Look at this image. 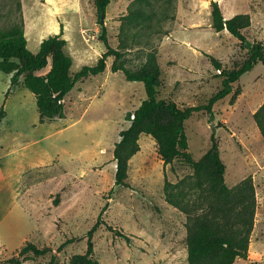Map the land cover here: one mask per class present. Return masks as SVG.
<instances>
[{
	"label": "rangeland",
	"instance_id": "rangeland-1",
	"mask_svg": "<svg viewBox=\"0 0 264 264\" xmlns=\"http://www.w3.org/2000/svg\"><path fill=\"white\" fill-rule=\"evenodd\" d=\"M81 1V15L70 12L56 18L47 13L48 5L23 0L28 49L38 54L40 37L51 35L45 25L61 20L65 51L73 60L71 74L75 75L85 66H95L107 52L102 40L105 26L108 44L122 54L119 64L133 72L157 73L158 99L173 101L181 109L205 105L222 89L223 78L210 55L229 70L238 68L249 51L232 35L213 29L211 0H111L103 25L95 6ZM221 1L226 8L229 0ZM238 2L255 17L254 29L244 32L246 38L264 43V0ZM22 22V0H0V32ZM113 62L114 57L108 58L104 73L75 85L65 98L64 118L43 123L36 97L25 87L23 77L13 84V76L0 71V112L6 115L0 125V168L6 176L0 180V264H15L10 261L15 259L20 264L76 263L85 255L88 232L103 209L105 224L92 238L94 259L99 264L113 260L131 264L129 254L135 242L131 213L157 217L166 201V180L180 185L174 194L180 191V197L191 203L196 199L199 191L194 188L193 169L182 159L165 166L156 141L146 134L140 135L139 151L128 161L129 187L115 186V146L120 132L130 126L128 114L141 106L147 93L143 83L129 82L122 72H113ZM49 70L48 63L38 74L44 76ZM233 88L212 113L191 117L185 130L188 152L195 161L211 148L214 138L229 172L234 170L241 177L250 164L264 163V141L254 121L264 102V66L258 63ZM263 191L247 263L237 260L234 264H264ZM28 198L36 201L28 203ZM107 226L129 236L130 243ZM27 238L52 252L19 257ZM67 240L73 242L60 249Z\"/></svg>",
	"mask_w": 264,
	"mask_h": 264
},
{
	"label": "trees",
	"instance_id": "trees-1",
	"mask_svg": "<svg viewBox=\"0 0 264 264\" xmlns=\"http://www.w3.org/2000/svg\"><path fill=\"white\" fill-rule=\"evenodd\" d=\"M93 1L101 20V15L106 13L111 0ZM211 8L213 29L217 33L227 31L247 47L248 39L244 32L252 26L251 16L239 14L225 20L218 2L212 1ZM102 30V40L106 44L107 52L95 66H85L72 75L73 60L65 51L67 41L63 38V32L44 39L39 53L34 55L28 49L25 24L22 22L9 31L0 32V71L12 75L13 84L20 77L24 78L25 87L36 97L40 121L43 123L64 118V101L69 92L77 83L104 73L107 59L114 57L112 71L122 72L129 82L143 83L147 93V99L141 106L128 114L126 119L130 126L120 132L121 140L115 146V186L129 187L128 161L139 151L140 135L151 136L158 145V154L165 166L182 159L194 171V188L199 192L192 203L191 200L180 197V191L174 194L173 191L179 189L180 185H174L168 180L164 184L166 202L186 216L188 264H234L239 259L246 260L257 212V194L253 178L250 176L235 187H228L225 181L226 165L214 138L211 148L199 161H195L188 152L185 123L197 113H212L215 104L233 92L234 83L258 63L264 66V43H252V48L238 68H223L221 62L209 56L215 70L219 71L223 78L222 89L205 105L181 109L173 101L158 99L161 82L157 73L145 70L133 72L120 65L122 54L108 44L105 26H102ZM49 59V72L44 76L37 75L38 71L48 66ZM4 117L5 112L2 110L0 122ZM254 121L264 141V103L255 112ZM105 211L106 209H103L97 222L88 232L85 255L79 256L74 264H99L93 257L92 238L99 227L105 224ZM107 227L109 231L130 243L129 236L111 226ZM72 242L73 240H67L60 249ZM30 252L44 256L52 251L48 248L40 249L27 242L18 255L24 257ZM10 261L21 263L18 259Z\"/></svg>",
	"mask_w": 264,
	"mask_h": 264
},
{
	"label": "crops",
	"instance_id": "crops-1",
	"mask_svg": "<svg viewBox=\"0 0 264 264\" xmlns=\"http://www.w3.org/2000/svg\"><path fill=\"white\" fill-rule=\"evenodd\" d=\"M37 1H40L43 5H46V7L48 5L47 13L51 17L57 18L58 16H63L70 12H74L77 15H81V11H82L81 0H37ZM212 1L218 2L225 20L231 19L239 14L249 13L248 11L244 10L242 7L239 6L238 0H229V3L226 5V8H224V6L222 5L221 0H211L210 2ZM88 2L91 5H94L93 0H88ZM25 11H26V6L23 5V0H22V14L25 24V36L26 38H28L29 23L25 18ZM249 14L251 15V20H252L251 28L254 29L255 17L252 13ZM44 28H49L48 34H51L50 36L60 34L61 31L63 32V36H64L65 26L61 20L58 22L51 21L49 22V24H46ZM223 32L228 33L227 31H223ZM42 38L44 37H40V40L42 41L46 39V38L44 39ZM234 39H235L234 41H238V39H236L235 37ZM205 55L209 56L207 54ZM217 60L221 62V64H223L221 60L219 59ZM50 68L51 67L49 61V69ZM36 74L39 75L38 72ZM5 118L6 115L3 118V120L0 122V125L4 122ZM0 174H1L0 180L2 181L6 178V176L5 173L1 170V168H0ZM228 176L230 177V183H228L227 181ZM250 176L253 178L255 184L257 200H258L257 205H258L259 192L260 190L261 192L264 190L263 189L264 163L261 164L257 162L256 164L254 163L252 166L250 164V168L241 177H237L234 170H231L229 172L228 167L226 166L225 181L228 187L230 188L235 187L236 185H238L239 183H241L243 180H245ZM35 201L36 199H31V198L27 199L28 203L29 202L32 203ZM185 223H186L185 215L181 213L178 209L169 205L166 201H164L163 204L159 207V211L157 212V217L155 216L150 217L148 215H146V217H143L138 212L137 213L132 212L131 220H130V226H131L130 233L133 235L132 238L135 240V242L129 254L130 263L131 264H156V263L157 264H188V249L186 244L187 230L185 227ZM40 228L41 227L39 226V233L41 232ZM262 235L264 234H261V238L263 237ZM24 240H25V244L27 242H30L28 238ZM1 247H3V244ZM245 262L247 263L246 260ZM110 264H118V261L113 260L110 262Z\"/></svg>",
	"mask_w": 264,
	"mask_h": 264
},
{
	"label": "water",
	"instance_id": "water-1",
	"mask_svg": "<svg viewBox=\"0 0 264 264\" xmlns=\"http://www.w3.org/2000/svg\"><path fill=\"white\" fill-rule=\"evenodd\" d=\"M105 23V14L101 15V24L103 25ZM247 47L248 49L252 48V43L250 41H247Z\"/></svg>",
	"mask_w": 264,
	"mask_h": 264
}]
</instances>
